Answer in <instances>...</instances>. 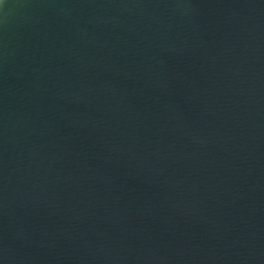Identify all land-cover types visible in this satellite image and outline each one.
I'll return each instance as SVG.
<instances>
[{
  "label": "water",
  "instance_id": "95a60500",
  "mask_svg": "<svg viewBox=\"0 0 264 264\" xmlns=\"http://www.w3.org/2000/svg\"><path fill=\"white\" fill-rule=\"evenodd\" d=\"M0 264H264V0H0Z\"/></svg>",
  "mask_w": 264,
  "mask_h": 264
}]
</instances>
